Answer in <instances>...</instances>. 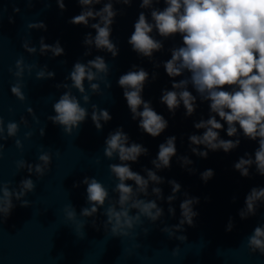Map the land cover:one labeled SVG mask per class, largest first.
I'll list each match as a JSON object with an SVG mask.
<instances>
[{
    "label": "water",
    "instance_id": "95a60500",
    "mask_svg": "<svg viewBox=\"0 0 264 264\" xmlns=\"http://www.w3.org/2000/svg\"><path fill=\"white\" fill-rule=\"evenodd\" d=\"M159 6L163 7L162 4ZM65 7L66 10L61 12L55 0H47V3L45 0H32L31 4L27 0H0V117L5 127L8 122H16L19 126L15 137L0 141L3 144L0 150V182L8 183L10 189H16L20 180L28 178L26 169H16V161L23 159L36 164L42 152L51 155V164L45 175L37 178L33 174L30 177L35 189L23 198L29 201V206L21 207L20 202L14 200L16 206L11 215L0 224V264H264V255L251 253L247 248V237L257 225L264 224V205L257 209L255 216L246 220H241L237 214L244 206L249 190L252 187H264V176L256 174L254 166L247 178L241 177L233 169L234 162L245 152L252 154L257 144L241 137L239 147L227 154L210 151L206 159L192 155L188 150L187 137L197 132L193 128V121L201 117L207 119L208 104L197 99L196 112L192 117L185 118L182 105L172 116L166 106L159 102L161 90L170 89V78L163 67L154 68L152 62L137 56L127 44L140 11L138 0H134L130 7L115 5L117 9L124 8V14L118 15L112 25L111 38L119 48L115 58L95 49H92L90 56L83 55L84 35L89 31L95 35V32L67 22L81 10L75 0H65ZM14 9L19 11L15 12ZM9 17L12 23H9ZM38 21L47 26L46 31L27 28L29 23ZM41 36L47 44L59 40L64 55L55 58H50V54L39 55L38 42ZM25 40L37 48L36 54L29 55L22 49L21 43ZM179 43V37L164 41L165 50L154 53V60L169 59L167 49ZM96 55L103 56L108 63L106 82L111 87L106 88L104 82H99L100 94L89 93V104L85 105L82 100L80 102L89 114L92 104L107 109L112 119L103 124L102 130L97 131L89 116L71 135L65 134L60 126L53 125L47 119L54 115L52 104L64 91L55 85L68 82L64 78L77 60L86 62ZM20 57H23L25 64L35 65L31 73L25 72L22 79L23 102L10 92L16 78L9 69L15 71V61ZM134 64L149 72L150 82L145 85L142 94L144 100L151 101L154 110L168 120L167 129L156 138L138 129V121L131 119L122 89L117 86L119 76L129 71ZM43 65L55 73L53 79H36V72ZM153 72L158 73L154 81L151 80ZM175 79L179 80L180 77ZM87 88L85 82L86 91ZM189 90L196 95L191 87ZM73 94L80 99V94L74 89ZM29 108L32 114H29ZM21 117L27 121V126L20 123ZM117 127L123 128L131 142L142 144L148 149L147 156H141L138 162L131 164L132 170L141 175H144L143 168H152L150 161L156 157L158 145L168 136L177 138V156L187 155L193 161L189 166L195 170L192 173L182 168L176 157L172 158L170 168L157 172L165 179V183L159 185L165 197L171 193L168 180L177 181L181 185V193L199 197V203L194 205V210L198 212L195 226H185L184 233H176L185 235V241L180 242L175 237L170 239L161 232V228L178 222L179 203L183 199L181 193H177V200L173 204L176 208L175 217L168 215L167 203L159 201L158 204L165 211L161 220L152 223L142 218L143 222L135 226L127 237H112L105 231L103 209L92 218L79 215L81 208L89 206L86 203V186L80 184L85 176L95 177L108 189L110 197L115 199L112 188L117 181L110 174L108 165L118 161L105 158L103 147L108 133ZM41 130L44 131L43 136ZM202 131L199 130L197 134ZM26 133H30L27 139ZM220 136L230 139L225 131H221ZM17 139L22 144L21 149L15 146ZM206 169L214 171V176L207 183L200 179V173ZM74 183L79 184V187L74 188ZM69 204L76 209L77 221L84 223L80 236L75 232V223L65 218L63 209ZM229 217L234 227L226 232ZM93 219L96 228L92 227ZM174 249L176 255H173Z\"/></svg>",
    "mask_w": 264,
    "mask_h": 264
},
{
    "label": "clouds",
    "instance_id": "9594fccd",
    "mask_svg": "<svg viewBox=\"0 0 264 264\" xmlns=\"http://www.w3.org/2000/svg\"><path fill=\"white\" fill-rule=\"evenodd\" d=\"M47 3V0H45ZM80 7L79 14L67 22L94 30L84 35L82 44L85 47V57L92 54V49L105 52L115 58L119 53L117 43L113 42L112 25L118 15L124 14V8L117 9L115 5L130 7L134 0H75ZM31 4L32 0H27ZM61 12L66 10L65 0H55ZM139 13L133 24V31L127 38L131 50L142 58L153 63L154 68L163 67L171 80L170 89L161 90L159 102L166 106L167 111L174 116L176 110L183 106L185 118L192 117L197 110V99L208 104V117L193 121V128L203 130L193 132L187 137L188 150L199 158L206 159L208 153L230 151L239 147L241 137L257 144L254 152L244 153L233 164V169L241 177L250 176L254 166L255 173L264 176V0H138ZM163 5L160 7L159 5ZM100 7L97 8L96 6ZM18 12L19 9H14ZM13 20L9 17V23ZM29 30H47L42 22L29 23ZM158 37V38H157ZM180 38L178 45L174 44L167 51L170 58L165 61L154 60V53L163 52L164 41ZM39 55L50 54V58L64 55V48L59 40L52 44L45 43V38H39ZM22 49L29 55L37 53V48L30 46L25 40ZM15 71L9 69L16 78V83L10 87V92L23 102L25 95L22 91V79L25 72L31 73L35 65L25 64L23 57L15 61ZM109 66L105 58L96 55L94 58L81 62L77 60L65 81L55 85L64 89L58 99L52 104L54 115L47 119L60 126L65 134L71 135L79 129L80 124L87 118L91 119L97 131L102 130L103 124L108 123L112 116L107 109L91 105V112L81 106L89 104L90 95L100 94V83L106 88L111 84L106 82ZM153 72L151 80L157 78ZM55 73L43 65L36 72V79L49 80ZM180 77L179 80L175 78ZM87 82V91L85 89ZM150 82L149 72L143 67L132 65L131 69L119 76L117 86L122 89V95L130 112L131 119L138 121V129L156 138L168 127V120L158 114L152 107L151 101L143 98V90ZM193 89L196 95L189 90ZM73 89L80 94V99L73 94ZM32 114V109H28ZM20 123L27 126V121L21 117ZM6 131V136H5ZM19 126L16 122H8L6 127L0 117V141L17 135ZM221 131L226 132L230 139H223ZM44 131L41 130V136ZM30 133L25 134L27 139ZM176 136H168L158 145L156 157L150 161L152 168H143L144 175L133 171L132 163L138 162L141 156L148 155V149L142 144L131 142L122 127L109 132L104 140L103 155L110 163L108 169L117 181L112 188L115 199L110 197L108 189L95 177L85 176L80 184L86 186V203L79 215L85 218L95 217L100 209L106 217L103 227L112 237H127L135 226L140 225L142 218L155 223L164 216V208L158 202L167 203V213L176 216L173 206L177 193H181V185L175 180H168L171 193L165 197L159 185L165 179L157 172L171 167L173 157L179 165L189 173L195 170L189 167L193 161L187 155L177 156ZM17 149L22 148L20 140L15 141ZM202 146V149H201ZM3 144H0L2 150ZM98 162V161H97ZM51 155L42 152L38 163H27L21 159L15 162L16 169H26L28 178L20 180L16 189H10L8 183L0 182V224L11 215L16 206L13 201H19L21 207H28L29 201L23 199L26 194L33 192L35 183L30 178L43 177L49 170ZM214 176L212 169L200 173L202 182L207 183ZM131 181L132 183H128ZM151 186V188H150ZM74 188L79 184L73 185ZM150 188V191H149ZM183 199L179 203L178 222L161 228L171 239L183 242L187 239L185 226L194 227L198 212L194 205L199 203V197L181 193ZM152 197V198H149ZM235 199V198H233ZM107 203V207L105 204ZM264 205V187H252L246 194L244 206L239 209L241 220L255 216L257 209ZM66 220L75 223L77 236L81 235L83 221H77V212L72 204L63 209ZM163 222V221H161ZM92 227L96 228L95 219ZM234 227L229 217L225 231L230 232ZM147 231L146 229L144 230ZM247 248L251 253L259 252L264 255V224L257 225L247 237ZM176 255V249L173 250Z\"/></svg>",
    "mask_w": 264,
    "mask_h": 264
}]
</instances>
